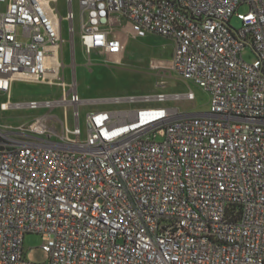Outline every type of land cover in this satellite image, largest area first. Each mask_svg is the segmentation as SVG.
<instances>
[{"label":"built area","instance_id":"2783aa9c","mask_svg":"<svg viewBox=\"0 0 264 264\" xmlns=\"http://www.w3.org/2000/svg\"><path fill=\"white\" fill-rule=\"evenodd\" d=\"M66 2L62 15L59 0H0L1 110L65 108L64 120L0 126V264H37L32 234L42 264H264V0H79L78 15ZM77 19L88 55L124 53L122 19L137 38L173 39L169 68L207 91L210 109L169 105L195 101L192 90L114 98L157 106L90 111L83 138L87 102L63 59V24L74 41ZM18 81L65 93L12 103Z\"/></svg>","mask_w":264,"mask_h":264},{"label":"rangeland","instance_id":"374dc122","mask_svg":"<svg viewBox=\"0 0 264 264\" xmlns=\"http://www.w3.org/2000/svg\"><path fill=\"white\" fill-rule=\"evenodd\" d=\"M58 7L65 15L68 12L66 0H59ZM4 6L0 5V9ZM73 10L76 15L79 12V0H73ZM249 8L241 6L239 13H247ZM78 24V19L76 25ZM232 26L236 29L241 28L242 23L233 17ZM64 27L63 59L66 65L64 76L67 84L74 81L77 83L79 95L86 101L80 107L81 120L80 125L83 132V138L86 136L85 116L88 112L98 110H118V109H136L140 107L150 108L152 103L143 104H113L105 103L99 105L89 104L91 100H106L112 98H125L128 96H155L158 94H185L192 90L195 93L196 100L193 102H171L172 107L180 108L183 112H206L210 109L211 96L203 88L186 81L176 70L169 68L170 59L175 52V42L171 38L150 35L147 38H137L130 36L128 42V51L131 56L126 59L119 56H106L103 58L97 53L88 55L80 41V35L77 32L74 41L68 33L67 23ZM244 59L252 63L255 55L247 50L244 53ZM165 62L167 69L153 67V64ZM65 91L60 87L48 85L32 84L26 82H15L12 88V103H25L32 100L38 102L60 100ZM9 99L6 94L0 93V105ZM74 107H69L68 127L74 128L76 121L74 118ZM52 115L64 120L65 108L57 107L54 111L41 107L32 109H11L2 111L0 108V126L18 128L20 126H29L36 119L45 115ZM58 124V135L62 134V128ZM57 139V137H55ZM42 237L36 234L25 238V250L28 260L42 264L48 261V254L42 249Z\"/></svg>","mask_w":264,"mask_h":264},{"label":"crops","instance_id":"0c3cea01","mask_svg":"<svg viewBox=\"0 0 264 264\" xmlns=\"http://www.w3.org/2000/svg\"><path fill=\"white\" fill-rule=\"evenodd\" d=\"M79 9H80V6H79ZM79 13V12H78ZM119 23V22H118ZM114 30H115V33L119 36V37H121L123 40H124V43H125V46H126V49H125V51H124V53L121 55V56H119V57H121V59L123 60V58L124 59H126L128 56H131V52H129L128 51V42H129V38H130V36L132 35L131 33H130V28H129V26H128V23H127V21L125 20V19H122V21H121V23H119V24H117V25H115L114 26ZM79 33V35H80V27H79V24H77V31H76V33ZM150 35H154V36H160V35H157V34H148L146 37H144V38H147L148 36H150ZM75 36H76V34H75ZM162 37V36H161ZM166 38V37H165ZM81 41V40H80ZM66 42V41H65ZM65 44V43H64ZM82 44V43H81ZM83 46V45H82ZM83 48H84V46H83ZM63 50H64V47H63ZM84 50H85V48H84ZM86 52V51H85ZM93 53H97L98 55H100V56H102L103 58H106V56H109V55H107V54H104V53H101L100 51H93L92 52V54ZM175 53V52H174ZM174 56V55H173ZM109 57H111V56H109ZM172 60H173V58L172 59H170L169 61H170V63L172 62ZM164 64L165 62H159V64ZM26 83H28V82H26ZM32 84H34V83H32ZM78 89V88H77ZM78 93H79V91H78ZM11 98H12V96H11ZM116 98H118V97H116ZM112 99H114V98H112ZM112 99H106V100H91V101H89V102H94V101H102V103H89V104H93V105H99V104H105V103H107L108 101H110V100H112ZM103 102H105V103H103ZM94 110H98V109H94ZM94 110H92V111H94Z\"/></svg>","mask_w":264,"mask_h":264}]
</instances>
